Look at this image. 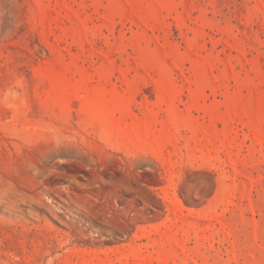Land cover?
<instances>
[{
    "label": "rangeland",
    "instance_id": "1",
    "mask_svg": "<svg viewBox=\"0 0 264 264\" xmlns=\"http://www.w3.org/2000/svg\"><path fill=\"white\" fill-rule=\"evenodd\" d=\"M0 264H264V0H0Z\"/></svg>",
    "mask_w": 264,
    "mask_h": 264
}]
</instances>
